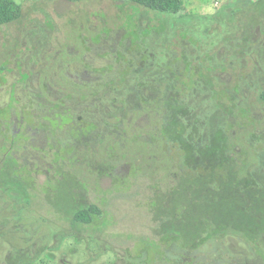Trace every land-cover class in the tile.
<instances>
[{
  "label": "rangeland",
  "instance_id": "obj_1",
  "mask_svg": "<svg viewBox=\"0 0 264 264\" xmlns=\"http://www.w3.org/2000/svg\"><path fill=\"white\" fill-rule=\"evenodd\" d=\"M17 1L0 25V264H264V232L184 241L206 212L260 232L236 192L176 190L219 134L264 186V0ZM175 110L194 148L167 136Z\"/></svg>",
  "mask_w": 264,
  "mask_h": 264
},
{
  "label": "trees",
  "instance_id": "obj_2",
  "mask_svg": "<svg viewBox=\"0 0 264 264\" xmlns=\"http://www.w3.org/2000/svg\"><path fill=\"white\" fill-rule=\"evenodd\" d=\"M69 1L77 2L83 0H69ZM127 1L135 3L138 6L148 8L155 12L167 13V14L178 13L182 9V6L184 4V0H127ZM21 15H22V5L17 0H0V25L11 23L19 19ZM177 112L179 111L175 110V112H173L172 115L173 118L170 120L169 124L167 125L168 126L166 130L167 136L175 141H179L183 146L188 145V147L190 146V148H194L193 143L189 144L185 141L184 137H185V133L187 132V124L185 123V121L179 120L178 117L179 113ZM219 135H217L216 143L213 148L214 157L216 159L219 158V160L215 161L216 160L215 159L210 166H207V163L210 162H204L205 165H203L200 173H198V175L183 177V181L187 180L188 184L186 185L182 184L178 186L176 190H181L184 193H186L184 190L193 187V184L197 178L198 179L204 178L203 191L208 194V198H213L212 200L214 201L220 196H224L225 198L224 192L228 188L230 190L231 199L234 197L232 193L236 192L239 200L243 201L242 202L243 205L240 206L242 215L243 213H246V211H248V214H255L256 218L254 220L258 226H261V231L256 232V234H254L253 230L252 232L250 231L244 232L245 229H243L242 227H238L239 229L235 228L232 225L233 222H227L226 219L220 220L217 219L216 217L213 218L212 214L206 212L202 215L203 219L199 220V224L202 221L205 222L204 223L205 225H203V227L198 231H194L193 233L188 234L189 237L186 238V240H184L187 242H191L195 240L197 237H200V235L204 232L216 235V234H222L223 232L225 233L228 231H234L244 236L246 234V236H248L247 238H251V239L257 238L262 232H264L263 231L264 230V186L258 184V182L255 179L253 180V178H251L252 176L240 173L244 169V167L241 164V161L238 162L234 156L228 155L227 153L229 148L232 147V143L228 144L227 142H224L220 144L219 142L221 141L222 134ZM198 162L199 160H196L193 162L194 165L188 164L189 168L195 169L197 167ZM227 169L229 172L228 176L224 174L217 175L212 173L217 171L220 172ZM208 170H210V173L213 174V176H209L207 178V176H204V172ZM211 180H216L219 182L218 190L216 189L212 190V188H210L209 184ZM227 184H231V185L228 186ZM200 193L202 194V192ZM186 195L188 194L186 193ZM190 203H196V196L192 198L190 201L184 198L183 202L179 204L180 209H179V213H176V216H182V217L185 216L186 213L185 208H187V205ZM256 206H259L261 208V210L258 211V213L255 209ZM100 211L101 210L99 206H97L96 204H90L88 206L80 207L78 210L75 211L74 216L78 222L88 223L92 221L95 214H98ZM171 214L172 213H170V216L171 218H173L175 214L174 213L172 215ZM194 223L195 222L193 221V224ZM171 231L172 234H174L173 232H176L173 231V229H171ZM177 233L179 235V232ZM247 233L249 235H247Z\"/></svg>",
  "mask_w": 264,
  "mask_h": 264
}]
</instances>
